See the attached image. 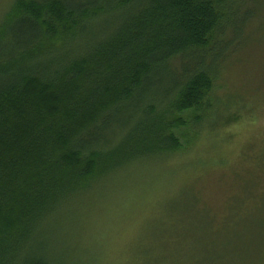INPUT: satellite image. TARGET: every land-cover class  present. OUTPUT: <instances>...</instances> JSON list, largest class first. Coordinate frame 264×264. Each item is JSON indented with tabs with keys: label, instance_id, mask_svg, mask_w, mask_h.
I'll use <instances>...</instances> for the list:
<instances>
[{
	"label": "trees",
	"instance_id": "trees-1",
	"mask_svg": "<svg viewBox=\"0 0 264 264\" xmlns=\"http://www.w3.org/2000/svg\"><path fill=\"white\" fill-rule=\"evenodd\" d=\"M243 2L13 1L0 22V264H86L50 229L125 166L182 148L178 114L210 106Z\"/></svg>",
	"mask_w": 264,
	"mask_h": 264
},
{
	"label": "rangeland",
	"instance_id": "rangeland-1",
	"mask_svg": "<svg viewBox=\"0 0 264 264\" xmlns=\"http://www.w3.org/2000/svg\"><path fill=\"white\" fill-rule=\"evenodd\" d=\"M13 1L0 0V22ZM243 7L210 106L178 114L182 148L136 160L66 207L48 234L59 250L86 264L178 253L179 264H264V0Z\"/></svg>",
	"mask_w": 264,
	"mask_h": 264
}]
</instances>
